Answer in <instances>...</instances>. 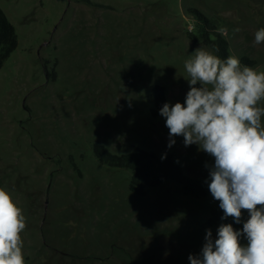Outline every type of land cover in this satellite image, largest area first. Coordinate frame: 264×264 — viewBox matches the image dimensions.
Masks as SVG:
<instances>
[{"label": "rangeland", "instance_id": "rangeland-1", "mask_svg": "<svg viewBox=\"0 0 264 264\" xmlns=\"http://www.w3.org/2000/svg\"><path fill=\"white\" fill-rule=\"evenodd\" d=\"M0 8L18 37L0 68V187L26 216V264H190L206 230L218 238L209 219L220 203L184 196L173 181L135 195L131 171L102 163L95 145L171 154L210 183L213 157L182 136L168 147L154 90L164 87L170 105L185 101L184 60L207 47L192 39L191 9L217 18L230 54L264 71V43L254 44L264 0H0Z\"/></svg>", "mask_w": 264, "mask_h": 264}, {"label": "clouds", "instance_id": "clouds-1", "mask_svg": "<svg viewBox=\"0 0 264 264\" xmlns=\"http://www.w3.org/2000/svg\"><path fill=\"white\" fill-rule=\"evenodd\" d=\"M217 32L228 35L223 26ZM261 43L264 27L255 32L254 44ZM183 66L189 84L184 103H165L160 109L169 129L168 147L175 144L172 137L182 136L185 146L195 144L214 158L208 188L220 202L222 219L240 223L242 210L249 213L242 232L221 224L213 241L206 230L201 254L189 255L190 264H264V71L204 46ZM26 227L23 209L0 187V264H26L21 235ZM242 235L247 246L240 244Z\"/></svg>", "mask_w": 264, "mask_h": 264}, {"label": "trees", "instance_id": "trees-1", "mask_svg": "<svg viewBox=\"0 0 264 264\" xmlns=\"http://www.w3.org/2000/svg\"><path fill=\"white\" fill-rule=\"evenodd\" d=\"M190 12L196 16L198 30V36H192V39L204 44L221 58L231 55L229 42L217 32L219 20L215 17H208L196 9H191ZM17 46L18 37L15 27L0 8V68ZM240 60L242 65L247 66H253L256 63L248 56H242ZM154 96L160 110L167 103L165 88L156 86ZM95 154L102 163L114 168L131 171L129 188L135 195L145 196L149 189L161 186L167 181H173L180 185V192L184 196L192 198L211 196L213 198L208 188L209 182L186 175L171 154L159 156L155 152L136 148L131 153L117 155L109 152L99 144L95 145ZM162 157L164 158L162 159ZM223 216L224 213L221 208L213 210L209 224L211 226L231 224L236 231L243 229L241 221L240 223H236L234 218L227 217L226 219H222Z\"/></svg>", "mask_w": 264, "mask_h": 264}]
</instances>
